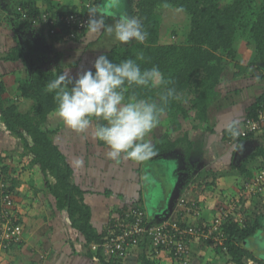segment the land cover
Listing matches in <instances>:
<instances>
[{
    "label": "trees",
    "instance_id": "1",
    "mask_svg": "<svg viewBox=\"0 0 264 264\" xmlns=\"http://www.w3.org/2000/svg\"><path fill=\"white\" fill-rule=\"evenodd\" d=\"M89 1H91L90 5H98L101 0ZM220 1L131 0L133 5L131 16L141 19L145 30L148 32V37L143 44L135 41L129 44H117L107 54L109 60L119 63L130 58L136 60L142 69L153 66L159 67L165 78L172 81L169 87H174L181 97L179 100L171 102L160 116V119L167 117L171 125L170 130L161 139L153 138L150 141L155 147L156 155L146 162L128 159L138 165L139 171L150 162L175 155L179 149L184 151V159L188 162L193 147L192 138L200 125H206L210 132H215L214 126L211 125L210 114L213 110V104L220 99L222 100L218 103V112L222 111L223 100H227L228 103L230 101L229 107L238 106L237 104L241 102L245 103L235 110L236 115L244 113L242 118L238 119L239 117H237L238 130H241L247 121H256L262 126V131L258 133L250 134L247 137L240 135L233 139L227 131L228 125H223L221 127L223 128L222 141L225 146L231 145L235 152L241 144L245 145L250 141H258L260 137L264 142V89L261 88L256 95L250 96L251 99L246 106L245 101L249 95L245 93V87H239L243 80L252 79L256 81L261 79L260 81L264 85V75L257 76L255 74L258 71L264 74V1L261 6L255 8H253V3L256 0H234L233 3L223 8L220 6ZM48 2V9L46 6L43 11L35 3L21 2L18 4V11L10 12L7 20L3 23L5 24L4 27L12 29L14 26L13 29L20 30L21 27L32 29L39 25L42 26L40 28L43 31L47 30L48 35L52 38L50 30H48L51 26L48 25V20L47 23L44 21V16H49L50 20L57 15L64 16L68 12L81 11V13L87 14L89 8L86 6L65 11L50 4V0ZM166 8L181 10L190 18V30L182 43H163L161 12ZM103 17L106 24L112 19L107 16ZM240 31H242L240 35L244 40L243 47L245 46V50H242L240 45H236L237 35ZM81 34L75 33V37L71 38L67 26L59 23L57 28L58 37H63L65 40L77 41ZM247 50L250 60L247 59V63L244 64L247 57L244 59L239 57ZM20 53V50L14 49L5 59L18 61L22 58ZM141 54L143 58L138 59ZM232 65L235 67V72L233 80L229 81L227 80V73ZM65 71L61 65L54 69L32 66L30 73L19 82V92L22 99L33 102L32 107L27 112H20L19 105L6 98V85L0 79V117L7 131L23 144L24 158L36 172V176L45 181L48 190L55 198L58 209L67 212L72 228L84 236L86 246L93 258L101 264H123L125 261L108 259L101 250L98 252L91 250L92 244H101L104 241L109 229L100 234L93 227L91 222L92 211L85 202V195L88 192L82 188L81 184L77 183L75 178L73 161L77 160H73L64 148L55 143L53 136L58 131L44 129L49 117L57 112L55 92L47 91L46 85L55 79L57 74ZM92 71H95L94 68ZM228 87L231 88L227 91ZM247 88L255 89L252 85ZM162 91V88L157 87L138 88L131 86L128 87L125 95L126 97L135 96L159 103V95ZM182 118L190 125V128L181 122ZM263 142L253 154L243 159L235 168L240 174V181L245 177L254 180L253 173L257 170L255 172L257 174L258 169L264 163ZM98 144L101 148L108 149L99 140ZM85 156L81 159L83 161L82 166L88 167ZM100 160H103L102 156ZM112 162L110 160V163ZM251 163L256 164L253 169L254 172L248 166ZM232 165L235 164L232 163ZM194 167L191 164L186 166L185 171L188 175L185 188L191 182L190 177L193 175L191 169ZM9 174L8 166H4L0 171V178L6 179L5 182L9 190L13 192L15 177L9 179L7 177ZM50 176L56 181L54 185L48 182ZM262 203L263 200L258 196H251L244 200L242 205H239L241 210H237L231 220L223 225L226 236L224 243L216 246L212 245L211 242L208 244L216 249L221 250L223 248L218 254L229 255L234 264H244V260L254 258L250 255L245 242L257 239L260 231L264 229L262 223L264 222V205L262 207ZM252 204L254 205V215L257 213L254 220L253 217L250 219ZM218 254H213L206 264H217L219 261ZM141 258L142 264H152L146 255Z\"/></svg>",
    "mask_w": 264,
    "mask_h": 264
},
{
    "label": "crops",
    "instance_id": "2",
    "mask_svg": "<svg viewBox=\"0 0 264 264\" xmlns=\"http://www.w3.org/2000/svg\"><path fill=\"white\" fill-rule=\"evenodd\" d=\"M50 1V4L65 11H70L72 8L80 9L90 6L91 4V1L89 0ZM108 1L109 0H101V6ZM21 2L35 3L41 11H43L49 4L48 0H0V79H2L6 85L5 96L10 101L18 100L17 98L20 96L19 82L30 73L29 71L32 66L44 69H54L61 65L64 70H66L65 72H68L70 76L75 78L78 73L92 70L93 62L99 55H107L117 44H120L115 41L113 37L108 36L104 32L92 33L87 30L80 35L79 40L70 41L65 40L63 37H58L59 35L51 38L47 33L48 31H43L40 28L42 26L39 25L32 29L21 27L20 30H17L16 28L13 29L14 26H12V29L4 27L5 24L3 23L7 20L10 12L18 11L17 7ZM123 2L126 3L125 6H123ZM101 6L98 8L99 13L102 16H107L100 12ZM114 7L116 8L114 10V15L107 16L112 18L108 24H113L115 19L119 18L121 15L130 16L129 14H131V10H133L131 0H116ZM119 7H124V11L118 10ZM46 9H48V6ZM45 32L46 34H44ZM14 49L21 51L20 54H22V58L18 61H7L5 58ZM41 56H45V59L47 58L51 60L48 61L49 63L47 64H42L43 58H40ZM245 63H247V61ZM232 71L231 76L228 77L229 81L233 80L235 67ZM255 74L257 76L264 75L261 71H258ZM259 81L253 79L243 80V82L241 81L242 84H239V87H245L244 91L249 95L245 101L246 106L248 105L247 99H251L250 96L253 94L256 95L261 88L264 89L263 83ZM249 85H252L255 89H248L247 87ZM241 96L242 94L239 97ZM244 104L245 103L241 102L240 104H237L238 106H236L234 110H231L235 117H239L238 119L242 118L244 113L236 115L235 110ZM224 109L225 108H222V111H220L221 113L218 112L217 114L218 121L214 133L210 132L206 125L203 129H201L202 125H200L198 131L195 132L192 138L193 147L188 162L185 159H180L179 163L175 162L174 158H172L173 156L163 157L156 160H164L166 163H178L174 175L175 182L170 187L167 194H165L166 191H161V185H158L154 181H146V183L150 184V188L149 185L144 184V180L146 179L143 178V175L146 166L139 171L138 165L130 162L128 159H126L128 165H123L124 168L122 170H113L111 173H105L103 167L100 169L101 165L99 168H90L89 165L88 167L80 165L78 169L75 168V176L77 173H82L86 177V188L82 185L81 186L86 192H88L85 195V202L91 208V222L98 233L101 234L107 231L117 214H121L132 205L140 207V204L144 205V207L141 208L145 211L149 223L156 224L166 220L197 223L193 218L185 216L186 212L178 207L179 201L182 198H185L190 204L200 208L202 215V220H199L200 222H211L218 215V210L221 204L225 203L227 199L236 196L237 192L233 193L232 191L227 190L228 192H224L225 196L222 197L221 195L223 191L219 193L215 190V187L212 185L214 182H211L212 184L210 183L208 172L211 170L213 172L217 171L212 167L219 163V161L216 160L218 159V156L219 158H229L230 155L238 157L240 155L242 156L244 153L243 158L241 157L243 160L254 152L252 151L249 152V154H246L247 149L243 147V145L241 148L239 147L240 149L238 148L234 152L232 146L225 147V145L222 144L220 141L223 137V128H221L222 126L220 123L222 117L221 114L227 117V114L225 113L228 112L226 109V111H224ZM56 115L57 112L54 116ZM227 118H229V116ZM202 132H207V138H214L215 135L217 139H219L214 142L215 146H212V148L215 149L213 150L214 156L217 158L215 160L213 158L214 161L213 163H210V165L203 164L202 161L205 159L196 157L199 150H205L211 147L209 146L210 144H204L206 147L200 146L203 145L200 144L202 143L200 142V138L202 137L200 136V133ZM252 142V144H255L258 148L262 145L263 140L260 137L258 141ZM9 145L11 146V144ZM222 147H224L225 150ZM100 149L101 153L99 155L103 157V163H109V160L106 158V153L109 149H103L101 147ZM87 150L88 149H86V152L90 153V155L85 154V157H92V152ZM9 152V150H2L1 153L2 156L8 157ZM10 155H12V153H10ZM93 157L96 156L93 155ZM96 158L100 159L101 157ZM88 161H91V158ZM188 164L195 167L194 169H191L193 171V175L190 177L191 182L188 187L185 188V181L188 175L185 170ZM231 165L232 164L229 166L233 168L234 166ZM4 166L5 165H3L2 168ZM226 166V164H221L218 168L225 171V169H228ZM30 168L31 166L29 164V169ZM95 169H97L98 172H93L96 171ZM203 171L207 173V175L204 174ZM225 173L227 176L228 173ZM31 175L30 178L17 177L13 182L15 212L18 221L24 229V243L14 246L10 250L1 251L0 264H101L93 258L91 253H89L84 236L72 228L67 212L58 209L55 198L48 190L45 181L39 179L34 170ZM230 175L231 176H229L228 179H232L233 172H231ZM255 175L252 177H255ZM246 179L247 178L245 177L240 182L243 183ZM48 182L54 185L56 181L50 176ZM202 183L204 184L203 188ZM145 185L147 186V189H145ZM219 187L220 185L218 184V188ZM207 188L211 189L209 190L210 192L204 190ZM237 191L239 193L240 189ZM161 192L162 194H160ZM261 205L263 207L264 199ZM256 215L257 213L255 216L251 213L250 219L253 217L252 219L254 220L257 217ZM262 223L264 228V222ZM261 233H264V229L260 231V234ZM257 240L252 239L250 241V247L246 245L247 249L250 251V255L254 258L244 260V264H264V258L260 257V252L258 253V250H256ZM221 250L212 247L205 240L196 241L192 250L191 264H206L213 254H218ZM145 255L152 264H175L172 255L166 252L157 257L153 250L147 247H139L133 250L123 264H142L141 257ZM218 260L217 264H234L230 260L229 255L227 256L225 253L218 254Z\"/></svg>",
    "mask_w": 264,
    "mask_h": 264
},
{
    "label": "clouds",
    "instance_id": "3",
    "mask_svg": "<svg viewBox=\"0 0 264 264\" xmlns=\"http://www.w3.org/2000/svg\"><path fill=\"white\" fill-rule=\"evenodd\" d=\"M99 7L90 5L88 8L87 28L90 32H104L121 44L145 42L148 32L140 18L121 15L113 24H106L98 12ZM142 58L141 54L138 59ZM93 68L94 72L83 71L75 78L68 72L59 73L46 85L47 91L55 92L57 115L77 133L92 128L94 138L108 147L110 160L149 161L156 151L145 137L159 124L160 116L170 103L181 98L174 87H169L172 81L165 78L159 67L142 69L130 58L114 63L101 54L93 62ZM131 86L162 88L159 103L126 97ZM227 131L233 139L238 137L237 122L229 124ZM78 163L83 165L82 160ZM145 179L149 178L146 176Z\"/></svg>",
    "mask_w": 264,
    "mask_h": 264
},
{
    "label": "built area",
    "instance_id": "4",
    "mask_svg": "<svg viewBox=\"0 0 264 264\" xmlns=\"http://www.w3.org/2000/svg\"><path fill=\"white\" fill-rule=\"evenodd\" d=\"M88 19V13L81 11L68 12L64 16L57 15L50 20L49 16H44V21L47 23L48 20V25L52 27L48 26L52 37L57 35L60 23L67 26L70 30L69 37L74 38L75 33L81 34L88 29ZM243 126L239 130V136L242 137L262 131L261 123L256 121H247ZM253 179H246L238 195L223 203L219 207L218 215L207 223L199 221L202 220L200 208L190 204L185 198L180 199L178 207L186 212L185 216L193 218L197 223L166 220L151 224L141 207L129 206L115 216L107 237L101 244H92L91 250H101L108 259L126 261L133 250L147 247L157 257L166 252L172 255L175 264H191L196 241L205 240L212 245H222L226 239L223 225L231 220L237 210H241L239 205L251 196L264 199V163ZM5 180L0 178V252L23 244L25 238L24 229L15 212V194L9 190Z\"/></svg>",
    "mask_w": 264,
    "mask_h": 264
},
{
    "label": "rangeland",
    "instance_id": "5",
    "mask_svg": "<svg viewBox=\"0 0 264 264\" xmlns=\"http://www.w3.org/2000/svg\"><path fill=\"white\" fill-rule=\"evenodd\" d=\"M109 1H111V0H109ZM263 1L264 0H256L253 3V8L261 6ZM233 2H234V0H221L220 6L223 8L224 6L230 5ZM123 4H124L123 6L126 5L125 2H123ZM118 10L124 11V7H119ZM129 15L131 16V14H129ZM161 15H162V19H163L162 20V27H161V31H162V35H163V43L164 44L182 43L185 40L186 34L190 30V18H189V16L186 13H184L183 11L175 9V8H166V9L162 10ZM241 30H243V29H241ZM240 34H242V31H240L237 35L236 45L237 46L240 45L242 50L243 49L245 50L246 49L245 46L243 47V41L244 40ZM238 41H239V43H238ZM241 43H242V46H241ZM247 51H245V53L243 55H241V57H239L240 59H244L247 57L245 59V62L247 61V59H249V57H248L249 51L248 52ZM40 58H43L42 64H47V63H49L48 61L51 60V59H47V58L45 59V56H41ZM233 64L235 65V63H233ZM234 65L230 66L228 73H227L228 77L231 76V74L233 72L232 70L234 68ZM227 80H228V78H227ZM230 88L231 87H228L227 91ZM190 98H192V97H190ZM17 99L18 100L15 102L19 105L20 112H27V110H29L30 106L32 105V101L22 99L21 96H19V98H17ZM221 100L222 99H220L218 102L216 101L213 104V106H212L213 110L210 114V117L212 119L211 125L215 124V125H212V126H214V129L217 127L216 125H217V121H218V115L217 114H218L219 110L217 111V106ZM244 101H245V99H244ZM247 102L249 103L248 99H247ZM222 103H223V108H225L228 111L225 114H227V117L229 116V118H227L225 115H223L224 117H221V120H220L221 126L226 125V124L229 125L231 122L238 121L237 117H235L234 114L232 113L233 111H231V110H234L236 106L234 105L232 107H229L228 105H229L230 101L228 103L227 100H223ZM225 109H224V111H226ZM192 115H194V114L192 113ZM221 116H222V114H221ZM181 122L185 123L184 125L187 126V128H190V125L188 123H186L183 118L181 119ZM224 123H226V124H224ZM170 125H171V122L167 117L161 118L159 124L153 129V131L147 137H145V141L150 142L153 138L161 139L170 130ZM205 127H206L205 125H202L201 129H203ZM44 129L58 131L57 134H55L53 136L55 143L58 144L59 146H61L62 148H64V150H66L68 155L71 156V158H73V160L80 161L81 159H83V156L85 154L90 155V153L86 152V149H88L87 151L92 152V157H88V158L85 157L86 161H88L91 158V161H88L86 163L90 166V168H99V166L101 165L100 169L103 167V170L105 173H111L113 170H122L124 168L123 165H128L127 160L123 159V158L119 161V163L117 161H114V160H112L113 162L110 163V159L108 158L107 153H106V158H107V160H109V163H107V162L103 163V160H100L99 158L93 157V155L101 157L99 155L101 153L100 152L101 149H100V146L98 144V140L95 139L93 136V129L92 128H89L84 133H77V132L73 131L72 129L68 128L63 123V121L59 118L58 115L54 116V114H53L51 117H49V120L46 123V125L44 126ZM206 135H207V132L200 133V136H202L200 138V142H202V143H200V144H203L200 146H205L204 144H210L209 146H211V147L209 149L199 150L197 152L196 157L205 159L204 161H202L203 164L210 165V163H213V161L217 158L214 156L213 150H215V149L212 148V146L214 147L215 146L214 142L218 141L219 139H217V137L215 135H214V138L209 136V135L208 136L211 138H207ZM220 141L222 142V144H224L222 140H220ZM252 143L253 142L250 141L246 145H243V147H245L247 149L246 154H249V152H252V151L255 152L258 149L256 147V145L255 144L253 145ZM9 144H11V146ZM228 147H231V145H228ZM6 148H8V149H6ZM222 148L225 150L224 147H222ZM2 150H4V151L9 150L10 151L8 153L9 156L8 157L2 156V153H1ZM10 153H12V155H10ZM24 153L25 152H24L23 144L21 143V141L19 139L15 138V136L11 135L7 131L6 126L0 117V154H1V160H2L0 162V171H1L3 165L8 166L10 174L7 175V177L9 179H12L14 177L15 178H17V177H19V178H24V177L30 178L32 176L31 174L33 172V169H31V168L29 169V163H28L27 159L24 158V156H23ZM183 153H184V151L179 149L175 153V155H173L172 158H174L175 162L179 163L180 159H184ZM243 156H244V153L242 156L240 155L238 157H235L234 155H230L229 158H225V157L219 158V156H218V159H216L217 161H219V163L216 165L217 167L216 166L212 167V168H214V170H217V171L213 172L211 170L208 172L210 183L214 182L213 184L212 183L211 184L213 185V187H215V190L219 193L223 191L222 195H221L222 197L225 196L224 192H228V191H232L233 193L237 192L236 195H238L237 190H239V189L241 190L243 183L240 182V178H238L240 176V174L235 168L240 164ZM248 157H249V155H248ZM248 157H245V158H248ZM213 158H214V160H213ZM104 159H105V157H104ZM77 161H73V165L75 168L78 169L80 167V164ZM175 162L166 163L164 160L163 161L159 160V161H156L154 163H148L146 165V169L144 171L143 178L145 179V177L147 176L149 179L144 180V184L149 185V188H150V184L146 183V181L147 182L154 181L158 185H161V191H164V192L166 191L165 194H167L170 187L175 182L174 175H175V171L178 167V163L176 164ZM232 163L235 164V165H231V166H234L233 168H231L229 166ZM221 164H226L227 166H229V167L226 166V168H228V169H225V171H223L220 168H218V166H221ZM120 165H122V166H120ZM222 166H224V165H222ZM248 166L252 170V172H254L253 169H254V167H256V164L251 163ZM95 170L96 171H93V172H98L97 169H95ZM225 172H227L229 175L227 174V176H226ZM231 172H233L232 179H228V177L231 176L230 175ZM204 174L207 175V173H205V172H204ZM214 174L216 177L214 176ZM253 175H255V174L253 173ZM256 175H255V177H256ZM255 177H253V178H255ZM75 178L77 179L78 184H81L84 188H86V177L82 173H77ZM201 180H199V181H201ZM218 184L220 185L219 188H218ZM146 185H145V187H146L145 189H147ZM203 186H204V184L202 185V188H203ZM204 190L210 192L209 190H211V189L207 188ZM160 194H162V192ZM222 205L223 204H221V206ZM253 206L254 205L252 204L251 205V211H250L252 213V215L254 214ZM140 207H144V205L140 204ZM260 208H262V207H260ZM257 237H258V240L255 239V240H257L256 250H258L257 251L258 253L260 252V257L264 258V233H261Z\"/></svg>",
    "mask_w": 264,
    "mask_h": 264
},
{
    "label": "water",
    "instance_id": "6",
    "mask_svg": "<svg viewBox=\"0 0 264 264\" xmlns=\"http://www.w3.org/2000/svg\"><path fill=\"white\" fill-rule=\"evenodd\" d=\"M115 4H116V0H111V1L104 3L103 6H101L100 12L107 16H113L114 10H115L114 9ZM245 244H247V246L250 247V241L245 242Z\"/></svg>",
    "mask_w": 264,
    "mask_h": 264
},
{
    "label": "flooded vegetation",
    "instance_id": "7",
    "mask_svg": "<svg viewBox=\"0 0 264 264\" xmlns=\"http://www.w3.org/2000/svg\"><path fill=\"white\" fill-rule=\"evenodd\" d=\"M98 5H100V6L102 5V4L100 3V1L98 2ZM114 9H116V8H114Z\"/></svg>",
    "mask_w": 264,
    "mask_h": 264
}]
</instances>
